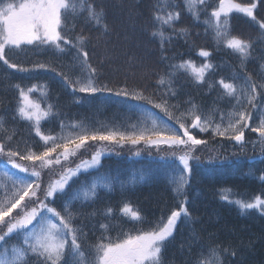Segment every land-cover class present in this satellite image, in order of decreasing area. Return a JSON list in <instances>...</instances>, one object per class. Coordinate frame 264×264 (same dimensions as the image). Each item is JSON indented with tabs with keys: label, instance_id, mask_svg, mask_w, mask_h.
Masks as SVG:
<instances>
[{
	"label": "trees",
	"instance_id": "obj_1",
	"mask_svg": "<svg viewBox=\"0 0 264 264\" xmlns=\"http://www.w3.org/2000/svg\"><path fill=\"white\" fill-rule=\"evenodd\" d=\"M21 1L0 0V7L8 3L18 5ZM88 2L94 3L98 11H103L107 31L89 21L86 12L77 16L69 14L62 24L69 36L75 38L83 35L87 38L85 50L89 53V63L97 69V86L107 84L114 90L127 87L129 91L143 92L157 101L161 98L160 93L170 89L175 95L169 96L168 103L179 105V110L175 112L177 116L191 108L188 103L191 101V104L198 106V114L213 120L214 126L219 122L220 111H232L235 103L219 86L220 79L233 83L238 94H241L245 77L250 76L257 84L264 83V32L244 14L233 12L229 16L230 34L248 41L252 45L250 54L242 62L231 49L222 45L217 47L213 30L204 21L210 17L212 6L218 0H209L211 6L206 11L198 2L190 11L186 0H175L174 8L167 7L166 10L179 12L174 28L186 29V33L174 37L170 44L165 45L163 52L158 37L152 36V13L158 0ZM160 2L167 3L168 0ZM236 2H255L257 7L254 14L258 20L264 19V0ZM200 49L211 53L207 62L213 65L206 73L205 81L196 82L190 75L180 72L170 85L166 77L165 87L158 88L157 80L161 74L169 71L170 64L189 59L198 66L205 63V59L199 56ZM5 52V58L10 63L30 67L37 62H48L65 71H68L75 55V50L60 54L28 45L10 47ZM165 56L167 60L162 59ZM70 75L75 78L74 73ZM17 84L26 88L39 85L30 97L40 105L41 112L49 113L42 116L39 127L43 135L58 138L57 142H62L60 137L82 133L85 129L103 127L106 130H125L143 119L139 111L130 110L121 98L106 99V94L74 93L53 73H19L0 61V142L9 143L14 150L19 148L25 154L29 149L37 153L43 151L44 141L35 133V120L23 119L18 114L20 101ZM210 84H214V87H209ZM260 91L264 90L258 89ZM257 102L264 111V97H258ZM154 111L167 120L158 109ZM260 115L256 113V119L251 122L253 127L259 123ZM61 121L64 122L63 128ZM168 123L174 129L179 128L175 120ZM187 123L190 125L191 119ZM226 125L227 120L222 127ZM192 134L207 143L196 146L192 152L193 157L198 159L189 161L192 171L187 177L184 194L179 198L173 192L176 185L170 183L171 179H179L176 164L160 160V155L146 152L140 156L123 152L103 155L101 164L97 166L98 172L90 169L86 174H77L78 179L68 189L69 195L61 196V202L69 200L70 209L75 214V226L87 234L81 251L88 264H94L96 259L95 245L108 242L99 239L101 224L109 226L103 235L114 242L138 234L136 230L142 225L129 222L119 211L124 202L138 208L147 221H154L162 212L165 216L170 213L177 206L178 199L183 200L185 196L191 218L181 220L173 238L164 246L163 264H194L196 259H210L209 248L214 246H219L224 264H264V214L256 209L242 211L236 204L220 198L221 189L231 190L230 199L234 200L251 202L257 195L264 198V181L260 179L264 176V152L259 134L246 129L243 147L235 141L214 136L211 130L200 132L193 129ZM3 164L0 163V171H3ZM102 174L118 177L122 182L135 175L136 182L116 183L110 190L98 188V197L94 201H85L82 195L78 200H71L79 185ZM141 174L143 180L139 179ZM3 199L4 192L0 189V201ZM107 208H113L115 215L105 218L103 213ZM224 249H227V254L223 253ZM67 260L68 264H72L71 255Z\"/></svg>",
	"mask_w": 264,
	"mask_h": 264
},
{
	"label": "snow or ice",
	"instance_id": "obj_2",
	"mask_svg": "<svg viewBox=\"0 0 264 264\" xmlns=\"http://www.w3.org/2000/svg\"><path fill=\"white\" fill-rule=\"evenodd\" d=\"M196 2L203 5V11L211 6L209 0H186V6L190 11ZM167 7L174 8L175 0H168L167 3L158 0L152 13L154 26L152 36L158 37L162 52L166 50L165 45L170 44L174 37L186 33V29L174 28L180 14L166 10ZM256 7L255 2L242 4L236 0H218V3L212 6L210 17L204 21L213 30V39L217 47L222 45L231 49L233 53L239 55L242 62L249 56L252 45L230 34L229 16L233 12L242 13L264 32V19L258 20L254 14ZM85 12L89 21L107 31L103 11H98L95 4L88 0H23L18 5L8 3L0 7V61L19 73L30 74L37 71L53 73L74 93L78 91L89 95L106 94V99L121 98L130 110L139 111L143 119L129 125L125 130L118 128L106 130L103 127L95 130L85 129L82 133L60 137L62 142H57L58 138L43 135L39 127L42 116L49 114L41 112L40 105L30 97L39 85L33 84L27 88L20 84L16 85L20 101L18 114L23 119L35 120L37 125L35 133L44 144L43 151L37 153L29 149L25 154L19 148L14 150L9 143L0 142V157H6V162L0 160V163H5V170L0 171V189L4 192V199L0 201V264H68L69 255H79L83 258L84 253L81 249L87 234L75 226V214L70 209V202L69 200L61 202V196L69 195L68 189L78 179V173L86 174L90 169H96L98 172L97 166L101 164L102 154L111 150L98 148L90 159H81L75 167H66L65 165L70 163L69 157L75 158L82 150L91 147L89 141L133 147L143 144L158 150L161 145L168 146L172 151L161 156L160 160L176 164L175 171L179 172V179H171L170 183L176 185L173 192L177 198L184 194V186L188 183L187 177L192 171L189 161L198 159L193 157L192 152L196 146L207 143L197 139L192 134L193 129H199L200 132L211 130L214 136L235 141L243 147L246 143L245 130L250 128L252 132L259 134L261 150L264 152V111L257 102L258 97H264V91L258 92V89L264 90V83L257 84L250 76L245 77L241 94H238L233 83L220 79L219 86L228 98L235 100V103L232 111L228 113L220 111L219 122L214 126L213 120L198 114V106L191 104V101L188 102L191 108L177 116L175 112L179 110V105L168 103L169 96L175 95L170 89L160 93L161 98L157 101L152 96H145L143 92L129 91L127 87L114 90L107 84L97 86L95 81L97 69L89 63V53L85 50L87 38L83 35H77L75 38L69 36L62 24L67 15L77 16ZM193 15L197 14L194 12ZM25 45L60 54L75 50V55L68 66V71L48 62H37L30 67H24L10 63L5 58L6 46L20 48ZM199 56L206 61L199 66L190 59L170 64L169 71L161 74L157 80L158 88L165 87L166 77L167 84L170 85L180 72L190 75L196 82L205 81L206 73L213 67L207 62L211 53L200 49ZM162 59L168 58L165 56ZM70 73H74L75 78ZM209 87H214V84H210ZM156 109L163 113L167 120L156 113L154 111ZM258 112L261 113L259 123L253 127L251 122L256 119ZM189 119L190 125L187 123ZM170 120H175L179 128L174 129L168 123ZM225 120L227 125L222 127ZM61 127H64L63 121ZM133 154L141 155L139 151ZM37 162L41 169L47 168L51 174L46 184L41 178V171L36 170ZM56 168H60L61 171L55 172ZM139 179H144L143 174ZM260 179L264 181V176ZM135 182V175L122 182L118 177L102 174L79 185L71 195V200H78L82 195L85 201H94L98 197V188L110 190L116 183L123 185ZM231 195L229 189L220 191L221 200L236 204L242 211L256 209L264 214L262 195L255 196L252 202L230 199ZM187 204L188 198L185 196L183 200L178 199L177 206L166 216L162 212L156 220L147 221L138 208L130 202H124L119 209L122 217L142 227L136 230L137 235H129L127 239L114 242L110 237L103 235L109 226L101 224L99 227L102 234L99 239L108 242L95 245L94 264H163L164 246L173 238L181 220L191 218ZM103 215L110 218L115 215V210L107 208ZM209 253L210 259L202 261L196 259L194 264H224L219 246L209 248ZM223 253L227 254V249H224Z\"/></svg>",
	"mask_w": 264,
	"mask_h": 264
},
{
	"label": "rangeland",
	"instance_id": "obj_3",
	"mask_svg": "<svg viewBox=\"0 0 264 264\" xmlns=\"http://www.w3.org/2000/svg\"><path fill=\"white\" fill-rule=\"evenodd\" d=\"M21 2H23V1H21ZM13 4H15V3H13ZM8 48H10V47L6 46L5 50L8 49ZM196 64L198 65V63H196ZM40 111H42L41 108H40ZM88 143L91 145V147H88L87 149L82 150L80 152V154L77 155L75 158L69 157L70 163L66 164L65 165L66 167H75V164L79 163L81 159H90L92 153H94L98 148H110L111 149L110 151H105L102 154V156L103 155H110V154H113V153L117 154V153H121V152L136 156L133 153H135L137 151H139L141 154H143V153L144 154L151 153V154H154V155L165 156V155L169 154L172 151V150H169V148L166 145H161L160 149L158 150L156 148H149L148 146L143 145V144H141V145H139L137 147H133L131 145H125V146L110 145L107 142H91V141H89ZM1 158H2V160L6 161V157H0V159ZM30 164H31V162L29 163V165ZM2 170H5V164H3V166H2ZM36 170L37 171H41V178L43 179V181L46 184L48 179H49V176L51 175L49 173L48 169L47 168L41 169L39 167V162H37ZM54 171L59 173L61 171V169L60 168H56V169H54ZM71 257L73 259L72 264H81V260H83V264H88L87 260H85L84 258H81L79 255H77V256H72L71 255Z\"/></svg>",
	"mask_w": 264,
	"mask_h": 264
}]
</instances>
